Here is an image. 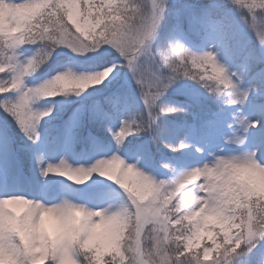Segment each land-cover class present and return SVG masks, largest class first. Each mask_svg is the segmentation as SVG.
I'll use <instances>...</instances> for the list:
<instances>
[{
	"label": "snow or ice",
	"instance_id": "1",
	"mask_svg": "<svg viewBox=\"0 0 264 264\" xmlns=\"http://www.w3.org/2000/svg\"><path fill=\"white\" fill-rule=\"evenodd\" d=\"M0 11V201L125 208L127 228L94 264H264V193L225 206L204 177L185 183L218 158L264 164V0H0ZM58 74L75 84L54 95ZM49 136L53 152L65 138L84 142L73 158L92 162H52L37 151ZM157 142L183 158L157 156ZM19 155L31 161L29 192L18 188ZM121 168L147 174L155 195L126 192ZM58 178L84 190L66 192ZM7 238L0 247L18 256ZM71 253L86 264L77 245Z\"/></svg>",
	"mask_w": 264,
	"mask_h": 264
},
{
	"label": "clouds",
	"instance_id": "2",
	"mask_svg": "<svg viewBox=\"0 0 264 264\" xmlns=\"http://www.w3.org/2000/svg\"><path fill=\"white\" fill-rule=\"evenodd\" d=\"M4 15L0 11V16ZM8 15H11L9 13ZM75 81L58 74L50 81L47 89L51 94H59L61 89L71 87ZM222 164H215L209 172L192 170L185 183H192L204 177L209 190L217 194L224 205L243 200L248 191L264 193V164L259 161H247L235 154ZM207 167V165L205 166ZM73 183H84L82 174L75 173ZM123 168L115 179L125 191L140 200L152 198L159 187L155 181H146L142 176ZM73 173H69L72 179ZM39 204V201H37ZM127 228V210L121 206L93 208L87 204L62 198L54 204L39 209L32 201L22 197L0 201V235L8 234L3 241L7 247H18V256L9 255L0 247V264H80L71 253L72 246L84 257L86 264H94L104 247L117 243ZM92 257V260H87Z\"/></svg>",
	"mask_w": 264,
	"mask_h": 264
},
{
	"label": "trees",
	"instance_id": "3",
	"mask_svg": "<svg viewBox=\"0 0 264 264\" xmlns=\"http://www.w3.org/2000/svg\"><path fill=\"white\" fill-rule=\"evenodd\" d=\"M63 99H64L63 97H57L56 98L57 101L63 100ZM43 103H44L43 101L40 102V104H43ZM70 110H71V106L66 107V109L63 112H61L59 117L55 121H53L54 129L56 127H58L60 124H63V122L66 120V117L70 113ZM54 111H55V105H54ZM168 119H178V117H169ZM189 120H191V117H189ZM11 127L13 129V132L16 133V130L14 129V126H11ZM144 137H145L146 140L148 139V137L146 135H144ZM14 138H15L17 143L22 142V140L19 137L18 133L15 134ZM152 148H153L154 151L157 152V156H159L160 153H163L169 160L177 161V156H179L178 155L179 153H170V152H168V150L167 149H163L162 145H160L158 142L152 144ZM20 156H21V158H23V165L25 166L26 170L28 171V169L30 167V164H31L30 159H28L24 155H20Z\"/></svg>",
	"mask_w": 264,
	"mask_h": 264
},
{
	"label": "rangeland",
	"instance_id": "4",
	"mask_svg": "<svg viewBox=\"0 0 264 264\" xmlns=\"http://www.w3.org/2000/svg\"><path fill=\"white\" fill-rule=\"evenodd\" d=\"M86 131H87V129H86ZM67 139H69V138H65V140L63 142H61L60 144L57 145V149H56L57 154H55V155L52 154L51 152L47 151L45 149V147H42V149L39 151L42 152V154L46 158L51 160L52 162H56L57 160L60 159V153H64V151H65L64 149H65L66 144H67ZM82 153H84V152H82ZM64 158L67 159L69 163L73 164V166H77L78 164H84L85 166H87V164L92 162V157L89 160H83V158H80L79 161H75V162H73L71 155L67 154V155H65ZM3 162L4 163L9 162V157H8L7 152L4 153ZM21 179L23 182L18 186L19 190L29 192L35 187V184L33 183V188L29 189L28 186L26 185V182L24 181V179L22 177H21ZM63 185H64V190L65 191L68 190V188L66 187V185L64 183H63Z\"/></svg>",
	"mask_w": 264,
	"mask_h": 264
}]
</instances>
